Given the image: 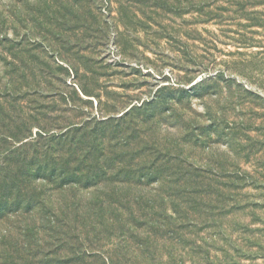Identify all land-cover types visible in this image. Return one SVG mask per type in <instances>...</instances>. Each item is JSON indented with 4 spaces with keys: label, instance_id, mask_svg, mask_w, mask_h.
<instances>
[{
    "label": "rangeland",
    "instance_id": "obj_1",
    "mask_svg": "<svg viewBox=\"0 0 264 264\" xmlns=\"http://www.w3.org/2000/svg\"><path fill=\"white\" fill-rule=\"evenodd\" d=\"M243 1L237 10L225 0H0V129L69 130L85 148L78 156L106 162L67 195L50 191L41 213L1 219L0 245L96 196L105 207L151 205L177 188L175 175L193 172L214 193L244 177L225 193L237 209L222 220L237 250L219 241L230 255L211 249L215 264H264V0ZM231 225L247 227L249 242ZM186 233L206 246L218 232ZM121 236L114 229L84 247L131 253ZM166 245L156 250L164 264L171 250L191 264L192 246Z\"/></svg>",
    "mask_w": 264,
    "mask_h": 264
},
{
    "label": "trees",
    "instance_id": "obj_2",
    "mask_svg": "<svg viewBox=\"0 0 264 264\" xmlns=\"http://www.w3.org/2000/svg\"><path fill=\"white\" fill-rule=\"evenodd\" d=\"M225 2L239 10L244 1ZM0 110L7 116L4 106ZM26 124L0 129V220L10 214L41 213L50 191L58 190L67 195L80 182L90 179L89 173L97 164L103 166L106 163L103 160L96 163L89 153L78 156L85 148L81 147V142L74 144V138L66 136L69 130L55 135L47 134L48 131L41 128L33 136L31 127ZM238 178L219 184L214 193L206 185V177L193 172L178 174L172 181L177 188L167 196L159 192L152 198L151 205H144L149 198L135 197L137 206L105 207L100 204L103 203L102 196H96L95 204L87 209H81L75 203L70 208L61 206L55 211V219L43 221L42 218L40 225H28L16 237L3 241L0 264H164L163 253L156 250L160 246L169 248L167 242L192 246L191 264H215L219 257H212L211 249L223 252L225 258L229 257L231 248L237 250L232 237L226 235L222 220L237 209L224 202L228 190L241 187L244 177ZM106 195L110 201L120 198L118 192ZM166 200L171 202L172 212H169ZM230 227L245 235L238 237L241 241L249 242L247 227ZM206 228L218 232L215 239L202 238L207 247L197 244V239L191 243L186 241V232L199 235ZM114 229L119 231L121 241L125 243L120 248L129 245L131 253L107 254L101 249L84 247L85 238L99 237L97 240L100 241ZM34 233H42L40 242ZM221 240L226 241L230 249L216 245ZM167 256L166 264H184V259L178 262L172 250Z\"/></svg>",
    "mask_w": 264,
    "mask_h": 264
}]
</instances>
